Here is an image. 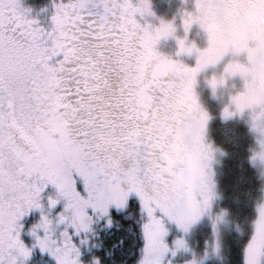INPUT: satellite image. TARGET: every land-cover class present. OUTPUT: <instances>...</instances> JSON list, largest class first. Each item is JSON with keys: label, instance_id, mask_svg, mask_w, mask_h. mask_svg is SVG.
<instances>
[{"label": "snow or ice", "instance_id": "1", "mask_svg": "<svg viewBox=\"0 0 264 264\" xmlns=\"http://www.w3.org/2000/svg\"><path fill=\"white\" fill-rule=\"evenodd\" d=\"M181 23L169 54L155 0H0V264H196L230 159L202 78L212 102L239 82L217 120L264 197V0H192ZM243 239L241 264H264V207Z\"/></svg>", "mask_w": 264, "mask_h": 264}, {"label": "rangeland", "instance_id": "2", "mask_svg": "<svg viewBox=\"0 0 264 264\" xmlns=\"http://www.w3.org/2000/svg\"><path fill=\"white\" fill-rule=\"evenodd\" d=\"M48 2L49 0H27V3L29 5H32L37 10L48 4ZM191 3L192 0H155V7L160 16L167 21L174 20V26L176 28V39L167 42V48H165V50L170 54H173L175 52L177 41L184 38V30L181 23V11L185 9L191 11ZM192 39L197 43H202L204 40L203 33L199 32V30L194 27L192 29ZM240 63L243 64L246 63V61L241 58ZM216 75L217 78H219V74L217 73ZM203 79L204 78H202L201 81V89L206 102L205 110L209 111L210 114L208 115L216 112L217 116H221L222 110L229 103L230 94L234 93L239 88V82L229 81L227 88L219 89L214 93L215 102H212L211 96L213 94L205 87ZM238 125L239 122H237V126ZM221 127L223 131H225L228 136H230V138H227L228 141L230 140V143H234V141H238L240 139L239 132L234 133L231 125L227 126V128H225L224 126ZM210 138L212 139V136ZM221 148L222 147L218 145V149ZM224 149L225 151H227L226 148ZM253 149L254 151H260V149L256 146H253ZM240 168H242V166ZM242 169L248 172V168ZM216 173V179L218 181L219 200H217L214 205L210 206L207 209L206 213H204L200 217L202 219L199 218L201 220L199 223H193L191 227L192 234L189 237L188 243L195 253L196 264H199V262L204 258L205 253L212 261L220 258L224 245V233L225 230L228 229L232 224L231 220L235 219L238 222L243 220L246 224L252 222V220L254 222L257 218V213H259L260 209L264 207V197H260L259 193L253 195L252 192H247L245 206H248L251 203L250 213L248 214V212H244V214L242 215L240 212V214L237 215V213L239 212L238 208L240 207V205H242V200L235 195L236 191H233L235 193L232 194L229 193L230 196H226L219 180L217 169ZM236 188H239L238 184H236ZM252 206H254L253 211ZM240 216H242L243 218H241ZM221 217H223V219H221ZM233 227L234 225L232 226V228ZM217 247L219 248L218 253Z\"/></svg>", "mask_w": 264, "mask_h": 264}, {"label": "trees", "instance_id": "3", "mask_svg": "<svg viewBox=\"0 0 264 264\" xmlns=\"http://www.w3.org/2000/svg\"><path fill=\"white\" fill-rule=\"evenodd\" d=\"M165 48H167V46ZM205 111L208 114H210L209 111L207 110ZM218 117L220 116H217L216 112L207 116V120L209 122L207 131L209 136L210 137L212 136V139H215L217 141V145L223 148L219 150L225 151L224 148H226L227 151L225 152L229 153L230 155V159L223 158L220 156L217 157V160L221 164V166L217 167L219 180L221 182L223 191L225 192L226 196H230V194L235 193L233 191H236L235 195L242 200V205H240V207L238 208L239 212L237 213V215H239L240 212L242 215L244 214V212H248L249 214L251 210V203L248 206H245V202H246L245 199H247L246 193L252 192L253 195L258 193L257 190L258 184L256 182V177L253 176V174L250 172L249 169L248 172L242 169V168L245 169L248 168L247 161L243 154L244 141L240 138L238 141H234V143H230V140L229 141L227 140V138H230V136H228L226 132L225 133L227 136L224 135L222 138L216 137V132L218 130L223 131L222 127L218 124V120H217ZM241 166L242 168H240ZM236 184H238L239 188H236ZM253 209L254 206H252V211ZM240 217L243 218L242 216ZM200 219H198V222L196 223H199L201 221ZM231 223L232 224L230 225V227L226 229L224 233V245L220 258H218L215 261H212V264H241V255L244 245L243 237L249 233L253 220L252 222L246 224L243 220L238 222L237 220L234 219L231 220ZM233 225L234 227L232 228ZM237 230L240 233L239 235H236ZM116 235H119V233L116 232ZM126 259L130 260L131 257L129 256Z\"/></svg>", "mask_w": 264, "mask_h": 264}, {"label": "flooded vegetation", "instance_id": "4", "mask_svg": "<svg viewBox=\"0 0 264 264\" xmlns=\"http://www.w3.org/2000/svg\"><path fill=\"white\" fill-rule=\"evenodd\" d=\"M203 215V214H202Z\"/></svg>", "mask_w": 264, "mask_h": 264}]
</instances>
